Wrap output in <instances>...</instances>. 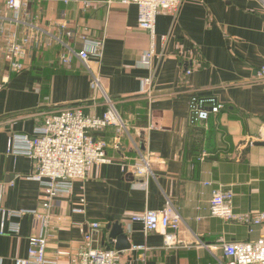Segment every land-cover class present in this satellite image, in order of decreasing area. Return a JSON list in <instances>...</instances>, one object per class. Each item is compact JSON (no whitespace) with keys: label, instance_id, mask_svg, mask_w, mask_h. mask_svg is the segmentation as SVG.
Here are the masks:
<instances>
[{"label":"crops","instance_id":"1","mask_svg":"<svg viewBox=\"0 0 264 264\" xmlns=\"http://www.w3.org/2000/svg\"><path fill=\"white\" fill-rule=\"evenodd\" d=\"M17 13L0 0V200L15 212L40 209L41 186L30 179L32 162L8 151L12 137L32 134L45 115L80 105L100 117L108 99L124 124L99 133L109 163L92 166L71 195L53 203V226L46 264H72L84 245L89 225L91 247L108 244L107 226L121 225L132 246L127 264H224L220 242H255L264 224L252 227L209 214L211 192L229 188L233 212H264V93L256 73L264 63V0H183L175 17L160 14L155 32L137 27V8L103 0H24ZM66 32L77 39L68 40ZM102 40L101 59L61 62L63 38L75 51L82 40ZM30 38L24 70L12 73L4 59L6 40ZM50 40V41H49ZM50 42L47 45V42ZM153 50L150 64L141 66ZM100 91L91 86V74ZM142 80L151 83L148 103ZM212 97L222 109L195 126L189 123L192 96ZM118 146L119 149H115ZM202 154H206L201 158ZM149 162V174L137 177L127 166ZM84 198L83 213H73ZM170 202L181 226L165 244L145 233L131 215L160 211ZM34 231L30 214L10 217L0 235V264L27 258Z\"/></svg>","mask_w":264,"mask_h":264},{"label":"built area","instance_id":"2","mask_svg":"<svg viewBox=\"0 0 264 264\" xmlns=\"http://www.w3.org/2000/svg\"><path fill=\"white\" fill-rule=\"evenodd\" d=\"M183 0H103L106 6L120 4L133 5L137 8V27L140 30L155 32L156 18L160 14L175 17ZM25 4L24 0H6L8 10L19 12ZM68 40H75L73 33L66 32ZM82 40V49L75 51L69 42L63 38H54L61 46V62L68 66L72 58L79 60L90 72L88 62L91 59H101L103 41H89L79 36ZM78 40V39H77ZM50 41V40H49ZM47 42V45L50 42ZM30 38L22 40H6L2 51L4 59L12 73L24 70L23 60L26 55V45ZM153 50L144 54L141 66L150 64ZM91 74V86L100 91L98 78ZM256 80L261 85L264 93V63L256 73ZM142 93L152 103L154 99L151 83L142 80ZM0 81V91L3 88ZM106 107L100 117L86 115L84 107L80 105L66 106L52 110L45 115L42 125L34 128L32 134H20L12 137L8 147L14 155H23L33 164L30 179L38 182L41 188L42 205L40 209L32 212L12 211L4 208L0 200V235L4 234V222L10 217H20L30 214L34 222V231L29 237L27 258L15 260V264H46V248L49 231L53 226V203L56 198L71 195L75 182L83 181L87 171L95 165L109 163L107 157L108 144L99 137V133L108 127L120 130L124 127L114 105L106 99ZM222 104L212 97L192 96L189 101V123L195 126L206 121L210 114H217L222 109ZM119 149L118 146H114ZM206 154H202L204 158ZM137 177L149 174L150 166L146 158L140 166H127ZM84 198L78 199V206L72 209L73 213H83ZM209 214L226 222L236 221L252 227L264 224V212L256 214L238 215L233 212V193L229 188L213 189L209 201ZM130 221L140 223L145 233H158L169 245L172 237L181 226V218L170 202H167L160 211H145L142 214L130 216ZM89 233L84 234L83 248L77 254L76 262L72 264H127L124 252L114 248H93L91 241L93 232L100 226L96 223L89 225ZM224 264H264V234L255 242H220L219 244ZM131 251H145L144 246H132Z\"/></svg>","mask_w":264,"mask_h":264},{"label":"water","instance_id":"3","mask_svg":"<svg viewBox=\"0 0 264 264\" xmlns=\"http://www.w3.org/2000/svg\"><path fill=\"white\" fill-rule=\"evenodd\" d=\"M109 231L108 244L113 246L115 250L124 251L130 249L131 245L127 241L126 236L123 233L122 227L120 224L114 223L107 226Z\"/></svg>","mask_w":264,"mask_h":264}]
</instances>
